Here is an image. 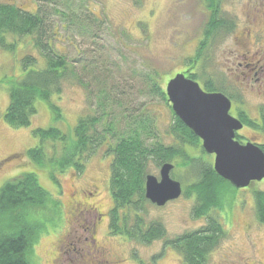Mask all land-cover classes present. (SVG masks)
<instances>
[{
    "label": "rangeland",
    "instance_id": "obj_1",
    "mask_svg": "<svg viewBox=\"0 0 264 264\" xmlns=\"http://www.w3.org/2000/svg\"><path fill=\"white\" fill-rule=\"evenodd\" d=\"M0 2L14 4L31 13H40L47 25L55 27L54 36L51 37L54 38L53 47L64 53L70 61L74 59L76 65V79L65 82L62 93L51 97V103L59 108L62 119H53L52 110L45 101L37 102L36 115L27 127H14L6 123L3 117L0 118V187L21 172H34L50 198L45 204L25 207L31 212L29 215L19 208L3 215L0 211V232L8 233L16 221L21 224L20 227L32 231L33 244L28 251L31 264H90L91 260L93 264H101L98 261L102 259L87 260L84 254L83 244L90 241V235L99 245L108 249V259L113 261L111 264H138V259L143 260V264H181L180 256L165 244V240L205 224L204 216L193 213L199 203L196 194L189 189L199 179V169L204 163L202 158L207 157L204 150H198L197 146L189 150L184 146L188 156L197 159L190 166H181L183 160L178 157L170 160V163L175 164L171 177L181 182L183 188V194L178 199H173L163 207L148 202L139 212L146 223H158L165 231L163 238L149 243L108 233V215L113 201L109 185L112 155L106 153L107 144L86 156L80 172L69 167L60 173L58 167L53 168L48 162L42 169L30 161L24 152L40 144L48 157L62 156L66 148H71L77 119L95 114L101 117L105 127L109 121L112 122L108 126L112 142L128 137L129 129H138L141 122L128 126L136 123L139 115L147 123L143 125L141 134L145 145L161 143L164 146H178L171 132L174 113L170 103L165 94L163 98L151 92L147 74L156 72V81L164 92L165 84L174 74L191 66V61L198 54L200 41L206 37L210 10L205 1ZM244 3L245 0H221V15L234 21L235 31L219 29L209 39L206 38V47L201 50L198 66L195 65L193 72L197 75L195 80L199 85L206 82L214 87V91L225 92L232 97L241 94L244 98L243 107H246L248 116L255 120L257 114L253 105L263 98L260 94L256 95L255 89L252 91L251 76L243 75L249 74L245 67L250 62L245 59L246 44L242 40L236 44L234 40L235 36L241 37V33L243 35L245 32ZM59 38L61 41L57 42ZM21 40L13 52L0 48V114L5 111L8 102L7 84L2 78L22 74L20 58L36 51L29 49L31 39L28 36ZM89 61H94V66L90 67ZM148 112L152 120H146ZM53 126L67 133L68 139L64 144L54 140L40 143L39 137L32 133L34 128ZM97 126L103 129L99 123ZM244 131V135L252 141L264 144V133L250 129ZM179 143L181 148L182 139ZM148 162L147 172L159 179L161 165L152 159ZM50 172L55 174L57 183L49 177ZM89 184L96 185V190ZM80 189L93 193L89 201L95 202L104 214L94 227L93 234L90 228L87 232H75L78 228L70 194L75 191V196L83 199ZM258 190H264V179L246 188L234 189L230 185L225 188L220 206L210 211L211 216L219 217L225 236L208 254V264H264V224L256 220L254 213V193ZM79 218L89 226L96 217L92 213L81 212ZM64 237L66 242H61ZM155 254L159 255L152 260Z\"/></svg>",
    "mask_w": 264,
    "mask_h": 264
},
{
    "label": "trees",
    "instance_id": "obj_2",
    "mask_svg": "<svg viewBox=\"0 0 264 264\" xmlns=\"http://www.w3.org/2000/svg\"><path fill=\"white\" fill-rule=\"evenodd\" d=\"M203 1L210 10L205 32L206 37L200 41L198 54L191 61V66L183 71H178L183 72L193 80L196 79L197 75L188 71L195 68V65L198 66V62L194 64L193 61H198L201 57L200 52L206 47V38L218 32L219 29L230 32L234 28V21L225 19L221 15V0ZM54 30L55 27L50 24L47 25L40 13H31L14 4L0 2V48L6 52H13L18 43L22 41L21 39L28 36L31 39L29 49L36 50L34 53L29 52L20 58L22 74L2 78L7 84L8 102L5 111L0 114V118L3 117L9 125L18 128L29 126L31 118L36 115L37 102L41 101L49 104L54 120L62 119L59 108L51 103V97L60 95L62 86L68 80L76 79L74 69L76 65L73 62L74 59L70 61L64 53L53 47L52 40L54 38L51 37L54 36ZM59 41H61L60 38L57 39V42ZM89 63L90 67L94 66V61H89ZM95 66L97 65L95 64ZM155 73L147 74L152 87L151 92L164 98L165 93L158 86ZM202 85L208 91L215 90L212 85L206 82ZM222 93L226 94L225 92ZM145 118H147L146 120L150 119L149 112ZM173 118L174 126L172 128L177 137L182 139V143L190 142L192 138H196L179 118L175 116ZM137 119L139 120L136 123L129 124L128 127L141 122L138 129L131 128L128 130V137H122L112 142L110 140L111 133L108 130V126L112 122L109 121L105 127L101 117L96 114L95 116H81L77 119L73 129L74 140L71 148H66L67 150L65 149L66 151L62 156L48 157L45 155L44 147L40 144L25 151L24 155L42 169H44L45 162H48L53 168L58 167L60 173H64L69 167L80 172L84 167L83 162L86 156L88 157L96 149L107 144L106 153L109 152L112 155L109 185L113 207L108 215L109 232L112 235L123 236L140 243H149L154 239L163 238L165 231H163L162 225L158 223H146L143 215L139 213L148 205L144 194V180L149 174L147 172L148 161L152 159L161 165L165 162L170 163V160L178 157L183 160L181 166H190L197 159L188 156L185 152L186 149L183 146L180 148V145L164 146L161 143L145 145L141 139V134L143 125L147 123L139 115ZM243 119L246 117L244 116ZM98 123L103 129L98 128ZM249 124L253 125L251 122ZM262 124L264 133V121ZM32 133L39 137L40 143H44L45 140H54L64 144L68 139L67 133H63L54 126L42 129L34 128ZM261 147L264 152V145ZM199 170V179L190 185L189 189L196 194L199 203L193 213L199 217L204 216L205 224L196 230L165 240V244L171 246L180 256L181 264H208V254L218 246L220 239L225 236L222 222L219 221V217L211 216L210 211L220 206L225 188L230 184L222 180L211 165L205 162ZM49 177L57 183L54 173L50 172ZM48 199H50L48 191L40 185L34 172H21L12 177L11 180L4 182L0 187V211L2 215L15 208L24 210L29 215L31 212L25 210V207L33 208L35 204H45ZM254 199L255 218L264 224V190L256 191ZM11 220L13 219L11 218ZM20 225L16 221L14 225H9L13 228L8 230V233L0 232V264H31L28 260V251L33 244L34 235L32 231L20 227ZM91 238L92 235H90ZM158 255L155 254L152 260H155ZM143 263V260L138 259V264Z\"/></svg>",
    "mask_w": 264,
    "mask_h": 264
},
{
    "label": "water",
    "instance_id": "obj_3",
    "mask_svg": "<svg viewBox=\"0 0 264 264\" xmlns=\"http://www.w3.org/2000/svg\"><path fill=\"white\" fill-rule=\"evenodd\" d=\"M165 95L174 115L202 140V149L214 155L212 169L234 189L246 188L264 179V152L258 144L240 143L235 132L243 125L229 114V98L220 92H205L183 72L165 84ZM173 163H162L159 179L151 174L144 180V194L150 204L163 207L182 194L181 183L170 177Z\"/></svg>",
    "mask_w": 264,
    "mask_h": 264
},
{
    "label": "flooded vegetation",
    "instance_id": "obj_4",
    "mask_svg": "<svg viewBox=\"0 0 264 264\" xmlns=\"http://www.w3.org/2000/svg\"><path fill=\"white\" fill-rule=\"evenodd\" d=\"M243 8H244L245 19H246L245 32L243 33V35L241 33V37L235 36L234 40H236V44L239 43L241 40L243 44L244 43L246 44L247 52H246L245 59H249L250 62L245 67L247 71L249 72V74L246 75L245 73H243V75L251 76L250 81L252 82L251 84L252 91H254L255 89L256 95L260 94L261 95L260 97L263 98L262 101H256L255 104L253 105V109L255 110L257 114V116L255 117V120L251 119L248 116L247 114L248 111L246 107L245 106L243 107L242 103H243L244 98H242L241 94L233 96V97L226 95V94L225 95L230 100L231 109L229 111V114L233 117H236L243 125L242 129L235 132V136H236L235 138L242 144H245V142L249 141L255 145L258 144L259 146H262L264 145L263 143L252 141L250 137L244 135V132H245L244 130L250 129V130H253L254 132L263 134V131H262L263 124L262 123L264 121V0H245V3L243 4ZM234 27H235V24H234ZM252 47H255V48L252 50ZM199 60H200V57H199ZM196 62L197 60L193 61L194 64H197ZM193 71H194V68L189 69L188 72H191V74H193ZM200 85L205 92H209V93L218 92V91H208L204 88V85H202V83H200ZM237 96H240V97L238 98ZM244 116L246 117V119H243ZM250 122L253 123V125L249 124ZM171 132L176 141L175 144L180 145L179 143L180 139L174 133V129ZM181 146L183 147L185 146L189 150H192L194 146H197L198 150L200 151L204 150L202 149V140L198 138L197 136L194 140L190 142L186 141V142L181 143ZM204 152L207 153L205 150ZM206 156H207L206 159L202 158L203 161L209 164L211 159H213L212 164H211V167H212L213 162H214V155L207 153ZM173 165H174L173 166L174 168L175 164L173 163ZM172 170L170 173V177L172 174ZM171 178L174 179L175 177H171ZM89 186H92L96 190V185L89 184ZM181 188H182V184H181ZM74 192L75 191H73L70 194V197H71V201H72L74 213H75L74 220L76 222V228H78V230L75 229V232L77 233L83 232V231L87 232L89 228L92 232L95 229L94 227H96L97 224H99L102 218L101 216H103L104 214L95 205V202L89 201V199L91 198V195L93 194L91 191L87 192V191L80 189V193L83 199L76 197ZM182 192H183V188H182ZM81 212H85L86 214L92 213L93 216H95L96 218H93L92 222L88 226L86 223L84 224L80 220L79 216ZM108 222H109V217H108ZM107 228H109L108 225H107ZM93 233L94 232H92V234ZM63 240L64 242H66L65 237L63 238ZM70 249L73 250L75 253H77L74 249L72 248ZM83 251H84L85 256L87 257V260L99 258L100 260L102 259L101 261H98L101 264H111L113 262L111 259H108V256H109L108 249H106L103 245H99L96 239H94V237H92L90 241H87L83 244ZM89 263L93 264V260H91Z\"/></svg>",
    "mask_w": 264,
    "mask_h": 264
},
{
    "label": "bare ground",
    "instance_id": "obj_5",
    "mask_svg": "<svg viewBox=\"0 0 264 264\" xmlns=\"http://www.w3.org/2000/svg\"><path fill=\"white\" fill-rule=\"evenodd\" d=\"M169 163V162H168ZM172 164V163H171Z\"/></svg>",
    "mask_w": 264,
    "mask_h": 264
}]
</instances>
